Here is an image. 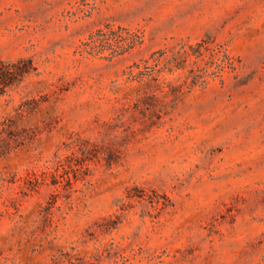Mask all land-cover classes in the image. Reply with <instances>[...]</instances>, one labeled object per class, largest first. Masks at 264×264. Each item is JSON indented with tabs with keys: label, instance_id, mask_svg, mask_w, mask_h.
Masks as SVG:
<instances>
[{
	"label": "rangeland",
	"instance_id": "obj_1",
	"mask_svg": "<svg viewBox=\"0 0 264 264\" xmlns=\"http://www.w3.org/2000/svg\"><path fill=\"white\" fill-rule=\"evenodd\" d=\"M105 26L142 43L103 58ZM200 40L218 76L125 100L129 66ZM19 58L36 70L0 96V124L28 109L0 157V264H264V0H0V59ZM80 140L100 157L54 184Z\"/></svg>",
	"mask_w": 264,
	"mask_h": 264
},
{
	"label": "trees",
	"instance_id": "obj_2",
	"mask_svg": "<svg viewBox=\"0 0 264 264\" xmlns=\"http://www.w3.org/2000/svg\"><path fill=\"white\" fill-rule=\"evenodd\" d=\"M95 36L101 37V41L107 45H110L111 39H114L116 43L110 52L103 57L106 59H111L142 43V34H135L134 39L129 44L122 45V35L109 26L99 29ZM93 37L91 36V39ZM208 49H210L208 42L200 40L193 45L179 42L171 48L154 51L141 64L135 62L129 66L128 71L125 72L124 80L132 85L131 88L123 93V97L127 101L136 102L175 101L185 94L186 90L184 88L190 91L195 85L204 86L207 83V78L218 76V71L214 70L211 72L207 70L202 73L198 72L197 60L201 59L203 52ZM220 53L224 54L225 59L230 60V57L222 52L221 47H219V50H215V55ZM190 64H192L191 67ZM193 65L196 68H192ZM179 69H185L188 72L183 82L174 84L166 80L164 74L173 73ZM35 70L36 67L31 58H19L15 61L0 59V96L4 95L9 88L18 86ZM189 79H191L190 83L187 84ZM25 104L26 102H23L17 106L13 115L5 117L0 124V157L8 154L13 147L24 142V137L18 135L16 129L17 121L28 113V109L24 106ZM73 150L70 155L66 156L65 160L67 163L63 167V174H56L54 184L62 181L70 185L72 179H78L79 176L87 174L89 163L98 159L102 153L101 147L89 140L77 141ZM58 177L62 179L57 180Z\"/></svg>",
	"mask_w": 264,
	"mask_h": 264
}]
</instances>
